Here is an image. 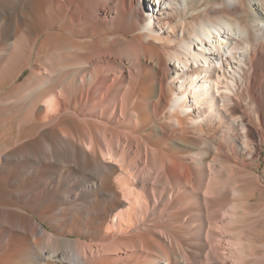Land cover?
<instances>
[{
	"label": "bare ground",
	"instance_id": "bare-ground-1",
	"mask_svg": "<svg viewBox=\"0 0 264 264\" xmlns=\"http://www.w3.org/2000/svg\"><path fill=\"white\" fill-rule=\"evenodd\" d=\"M0 264H264V0H0Z\"/></svg>",
	"mask_w": 264,
	"mask_h": 264
},
{
	"label": "rangeland",
	"instance_id": "rangeland-1",
	"mask_svg": "<svg viewBox=\"0 0 264 264\" xmlns=\"http://www.w3.org/2000/svg\"><path fill=\"white\" fill-rule=\"evenodd\" d=\"M254 133V132H253ZM254 138H255V140L257 141V137H256V134H254Z\"/></svg>",
	"mask_w": 264,
	"mask_h": 264
}]
</instances>
